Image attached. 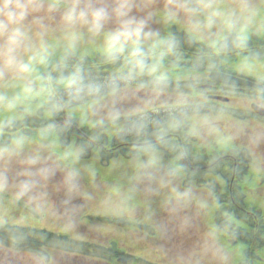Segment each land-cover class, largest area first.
Segmentation results:
<instances>
[{
    "label": "clouds",
    "instance_id": "clouds-1",
    "mask_svg": "<svg viewBox=\"0 0 264 264\" xmlns=\"http://www.w3.org/2000/svg\"><path fill=\"white\" fill-rule=\"evenodd\" d=\"M0 264H264V0H0Z\"/></svg>",
    "mask_w": 264,
    "mask_h": 264
}]
</instances>
